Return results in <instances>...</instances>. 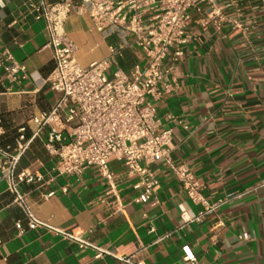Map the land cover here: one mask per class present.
<instances>
[{"label":"crops","instance_id":"0c3cea01","mask_svg":"<svg viewBox=\"0 0 264 264\" xmlns=\"http://www.w3.org/2000/svg\"><path fill=\"white\" fill-rule=\"evenodd\" d=\"M24 1L0 5V49L25 67L20 81L0 83V139L6 143L22 127L29 135L30 116L48 110L55 99L41 85L53 68L45 22L27 13ZM62 30L82 67L109 56L117 42L75 9ZM185 35L183 55L169 76L173 88L159 87L152 102L162 127L171 129L170 159L187 164L206 203L218 206L206 212L193 203L165 160L151 165L159 182L154 202H135L138 177L116 159L109 162L113 190L93 167L80 176L58 175L55 158L34 139L17 171L42 178L22 189L33 213L50 228L26 227L0 176V264H121L117 256L129 255L142 264H184L185 256L197 264H264V0L203 2L189 10ZM138 57L127 50L119 64L128 70ZM182 210L202 216L182 226ZM244 232L246 240L239 237Z\"/></svg>","mask_w":264,"mask_h":264},{"label":"built area","instance_id":"2783aa9c","mask_svg":"<svg viewBox=\"0 0 264 264\" xmlns=\"http://www.w3.org/2000/svg\"><path fill=\"white\" fill-rule=\"evenodd\" d=\"M211 0H25L27 13L35 20H43L48 32L47 47L52 51L53 68L41 85L55 94L48 110L32 114L27 128L18 129L12 143L0 139V176L13 196V203L23 211L26 227H48L33 213L28 204L24 184L42 180L30 171H17L20 158L34 139L55 158L53 171L58 175L80 176L93 167L114 189V173L109 168L112 159L122 162L129 176H137L134 185L141 192L137 203L154 202L158 179L151 165L165 160L178 178L181 190L195 204L210 212L218 204L208 205L200 192V184L185 163H173L169 157L171 129L162 127L152 100L159 95V87L170 91L169 76L183 55L186 43V22L190 9H198ZM4 5V0H0ZM87 13L93 25L104 36H116L106 58L82 67L74 58L73 41L62 27L72 10ZM127 50L139 53L138 61L128 70L119 60ZM25 77V67L12 53L0 49V83L18 82ZM1 135V132H0ZM66 191V189H63ZM50 192L46 197H50ZM116 211L123 205L115 194ZM182 210V226L200 220ZM24 231L21 222L16 223ZM65 237L79 240L73 234L57 230ZM240 239L249 238L247 232ZM93 247V246H91ZM99 252L100 249L96 248ZM121 264H142L134 255L117 256ZM184 264H197L193 256H185Z\"/></svg>","mask_w":264,"mask_h":264},{"label":"trees","instance_id":"16d2710c","mask_svg":"<svg viewBox=\"0 0 264 264\" xmlns=\"http://www.w3.org/2000/svg\"><path fill=\"white\" fill-rule=\"evenodd\" d=\"M17 135H15L14 137H16ZM13 140H14V138H13Z\"/></svg>","mask_w":264,"mask_h":264}]
</instances>
